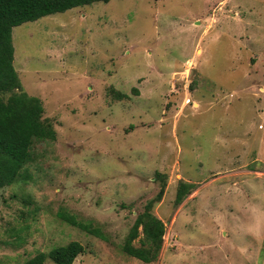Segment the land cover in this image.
<instances>
[{
    "label": "rangeland",
    "instance_id": "rangeland-1",
    "mask_svg": "<svg viewBox=\"0 0 264 264\" xmlns=\"http://www.w3.org/2000/svg\"><path fill=\"white\" fill-rule=\"evenodd\" d=\"M13 43L57 138L0 190V264L72 241L73 264H264V0L97 1L18 25ZM181 181L195 186L177 202ZM163 186L146 263L121 247Z\"/></svg>",
    "mask_w": 264,
    "mask_h": 264
},
{
    "label": "trees",
    "instance_id": "trees-1",
    "mask_svg": "<svg viewBox=\"0 0 264 264\" xmlns=\"http://www.w3.org/2000/svg\"><path fill=\"white\" fill-rule=\"evenodd\" d=\"M97 1L110 0H0V190L14 185L22 186V181L25 182L30 177L29 174L23 175V172L34 162L35 145L57 138L54 125L48 118L43 117L44 106L41 99L25 90L14 65L13 28L28 21ZM115 95L128 97L121 92H116ZM159 174L156 173L157 177ZM163 178L165 183V176ZM180 185L177 202H181L189 188L195 186L182 181ZM163 190L164 186L155 200H150L137 215L121 247L123 252L146 263H151L159 257L164 242L166 225L152 212ZM56 214L71 225L102 235L98 227L79 220L74 214L67 211H59ZM140 227L143 236L140 238V247H136L134 241L140 237ZM22 229L20 226L15 231L20 232ZM22 238L18 236V239ZM83 251L84 246L81 243L72 241L54 247L49 252L39 251L20 264H45L48 257L57 264H73Z\"/></svg>",
    "mask_w": 264,
    "mask_h": 264
}]
</instances>
